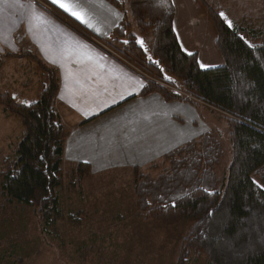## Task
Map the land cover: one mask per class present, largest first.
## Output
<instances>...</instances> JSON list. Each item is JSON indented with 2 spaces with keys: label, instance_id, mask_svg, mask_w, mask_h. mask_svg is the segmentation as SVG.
Here are the masks:
<instances>
[{
  "label": "trees",
  "instance_id": "obj_1",
  "mask_svg": "<svg viewBox=\"0 0 264 264\" xmlns=\"http://www.w3.org/2000/svg\"><path fill=\"white\" fill-rule=\"evenodd\" d=\"M106 1L119 10L128 9L136 28L154 36L149 55L128 33L132 26L128 21L117 29L127 36L119 54L146 81L141 96L159 94L168 102L207 105L226 119L230 131L228 175L219 172L225 152L214 132L148 168H134L136 217L160 226H191L179 264L202 257L209 264H264V187L253 179H264V26L248 18L232 19L229 26L227 16L207 7L224 63L203 69L199 55L187 53L179 42L173 0ZM53 13L81 31L62 14ZM4 57L0 56V69ZM37 61L43 83L36 102L26 105L9 94L0 96L4 112L23 127L0 191L9 204L31 209L44 232L55 234L59 223L79 224V217H67L64 201L67 195L83 192L92 170L84 163L67 166L64 152L70 130L58 114L59 79L54 69Z\"/></svg>",
  "mask_w": 264,
  "mask_h": 264
},
{
  "label": "crops",
  "instance_id": "obj_2",
  "mask_svg": "<svg viewBox=\"0 0 264 264\" xmlns=\"http://www.w3.org/2000/svg\"><path fill=\"white\" fill-rule=\"evenodd\" d=\"M249 1L204 0L205 5L201 0H173L174 28L182 48L198 54L201 67L203 63L223 65L217 46L210 51L205 37L209 31L216 40L215 27L209 20L205 28L198 26L197 15H203L207 7L222 15V9L238 4L244 7ZM65 2L86 22L52 0H0V55L10 54L8 71L19 66L24 73L20 78L37 74L40 86L43 73L37 59L56 71L60 85L58 114L70 130L64 152L67 166L87 164L97 180L132 173L134 168H148L170 152L215 131L202 113L214 111L207 105L168 102L159 94L141 96L145 79L118 51L127 42V36L117 33L118 27L125 20L132 25L128 9L119 10L106 0ZM54 11L82 32L58 19ZM132 30L133 25L128 33L135 36ZM17 86L21 89L22 84ZM33 88L35 84L31 90L35 94ZM13 96L26 105L39 97L37 94L32 102H21Z\"/></svg>",
  "mask_w": 264,
  "mask_h": 264
},
{
  "label": "rangeland",
  "instance_id": "obj_3",
  "mask_svg": "<svg viewBox=\"0 0 264 264\" xmlns=\"http://www.w3.org/2000/svg\"><path fill=\"white\" fill-rule=\"evenodd\" d=\"M204 12L203 15H197V20L198 26L205 28V21L209 20L210 24H213L206 8ZM222 13L228 16L229 21L248 18L264 26V0L244 2V7L239 4L231 6L228 10L222 9ZM130 21L137 42L150 55L154 43L153 34L141 33L132 18ZM206 36L209 50L213 49V46L215 48L214 34L211 36L208 31V34L205 32ZM219 57L223 61L220 54ZM2 59L0 96L15 95L21 102H32L42 90L38 75L33 73L31 77L25 75L26 78H20V75L24 74L19 70L22 67L17 66L8 71L9 59ZM212 64L215 65L210 67L203 63L202 68L220 66L216 62ZM21 84L20 89L17 85ZM34 84L35 94L31 92ZM202 113L215 126L213 132L223 144L225 157L219 172L221 176L228 175L232 164L228 123L215 110H203ZM22 133L20 120L7 115L0 106V186L2 177L7 172L8 162L14 157L22 139ZM253 179L264 187V179L260 180L256 176ZM134 181L133 173L112 174L98 180L92 175L83 185V192L67 195L64 201L67 217H79V224L69 220L59 223L54 230L55 234L44 232L42 224L31 209L17 208L9 204L0 191V264H179L181 250L191 226L187 223L160 226L144 218H137L138 214L133 215L137 213ZM81 211L84 215H76ZM92 212L96 214L92 215ZM192 264L209 263L202 257Z\"/></svg>",
  "mask_w": 264,
  "mask_h": 264
},
{
  "label": "snow or ice",
  "instance_id": "obj_4",
  "mask_svg": "<svg viewBox=\"0 0 264 264\" xmlns=\"http://www.w3.org/2000/svg\"><path fill=\"white\" fill-rule=\"evenodd\" d=\"M53 4H57L61 9H63L65 12L70 13L72 16H74L77 20H80L81 22H86L84 20L83 15L76 11L72 5L70 3L65 2V0H52ZM223 15V14H222ZM225 19H227L225 17ZM229 26H231V22L229 21ZM141 44H143V42L141 41Z\"/></svg>",
  "mask_w": 264,
  "mask_h": 264
}]
</instances>
